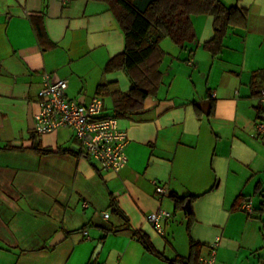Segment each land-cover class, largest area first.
<instances>
[{
    "label": "crops",
    "instance_id": "crops-1",
    "mask_svg": "<svg viewBox=\"0 0 264 264\" xmlns=\"http://www.w3.org/2000/svg\"><path fill=\"white\" fill-rule=\"evenodd\" d=\"M219 1L240 11L220 49L209 15L192 16L196 38L185 47L161 41L156 96L117 118L128 162L114 174L71 152L70 129L39 136L28 125L43 73L67 82L69 100L102 96L105 115L113 114L114 93L130 90L123 71L105 70L124 48L109 6L0 0V264H196L216 241L214 264H264V141L254 130L264 0ZM37 145L66 153L39 155ZM172 193L193 197L189 212ZM244 201L251 215L239 210ZM158 208L172 214L163 235L145 218Z\"/></svg>",
    "mask_w": 264,
    "mask_h": 264
},
{
    "label": "trees",
    "instance_id": "trees-1",
    "mask_svg": "<svg viewBox=\"0 0 264 264\" xmlns=\"http://www.w3.org/2000/svg\"><path fill=\"white\" fill-rule=\"evenodd\" d=\"M106 3L122 32L123 51L106 63V71H123L131 82V88L124 93H114L113 116L130 118L137 114L145 101L156 96L161 83L160 65L164 52L160 43L169 39L176 46L183 48L195 40L192 16L209 15L214 18L215 33L212 44L221 47V40L235 16L240 13L236 7H226L219 0H155L144 13L138 12L133 0H93ZM41 33H39V36ZM210 44V43H209ZM258 119L264 121V105L257 109ZM4 150H12L7 146ZM39 155L64 154L65 150H52L37 145L32 148ZM77 153L75 150H71ZM179 209L190 196L179 197L170 194ZM190 215V214H189ZM134 237L148 252L152 245L145 234L134 232ZM195 244H192L194 247Z\"/></svg>",
    "mask_w": 264,
    "mask_h": 264
},
{
    "label": "built area",
    "instance_id": "built-area-1",
    "mask_svg": "<svg viewBox=\"0 0 264 264\" xmlns=\"http://www.w3.org/2000/svg\"><path fill=\"white\" fill-rule=\"evenodd\" d=\"M66 1V0H63ZM192 65L193 62L189 61ZM43 85L39 90L37 110L32 115L34 133L47 135L59 128L66 127L73 132L77 142L76 152L89 158L103 172L118 174L127 164L126 147L128 138L125 131L118 126L117 118L104 114V100L95 95L88 103L81 104L66 97L67 82L53 79L49 74H42ZM258 100L264 104V90L260 91ZM256 137L264 141V121L257 119L254 123ZM156 192L163 196L165 191L156 186ZM239 210L251 215L250 202H242ZM102 217L107 219L108 213ZM172 217L166 210L158 208L146 215V221L160 235H163L162 222ZM217 241L211 245L210 254L199 257L196 264H214Z\"/></svg>",
    "mask_w": 264,
    "mask_h": 264
},
{
    "label": "water",
    "instance_id": "water-1",
    "mask_svg": "<svg viewBox=\"0 0 264 264\" xmlns=\"http://www.w3.org/2000/svg\"><path fill=\"white\" fill-rule=\"evenodd\" d=\"M155 0H133L132 1V6L140 13H144L147 9V7L154 2ZM79 103L83 104L81 101H79ZM28 125H29V129L33 130L34 129V123H33V119H32V114H31V110H29L28 113ZM189 207H190V201H186L183 209L186 212H189ZM56 242H54L52 245H55Z\"/></svg>",
    "mask_w": 264,
    "mask_h": 264
}]
</instances>
